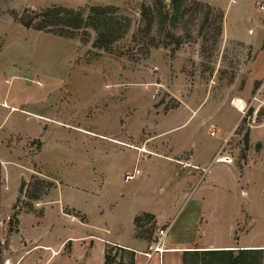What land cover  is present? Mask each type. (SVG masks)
I'll list each match as a JSON object with an SVG mask.
<instances>
[{
	"label": "rangeland",
	"instance_id": "1",
	"mask_svg": "<svg viewBox=\"0 0 264 264\" xmlns=\"http://www.w3.org/2000/svg\"><path fill=\"white\" fill-rule=\"evenodd\" d=\"M144 2L156 7L147 33L143 31L145 20L141 15ZM171 2L0 0V99L6 95L11 105L21 102L27 108H35L63 122L50 126L52 138L40 153V161L63 186L69 202L86 205V198L70 193L69 186L90 189L98 184L104 167L113 171V181L121 185L122 168L133 166L130 149L125 148L127 152L121 157L116 153L119 147L104 140L102 135L120 131L122 125L124 130L127 125L136 128L139 123L135 119L146 115L181 114L186 105L201 101L207 100L206 108L212 107L214 100L233 102L246 87V65L254 51L232 40V35L227 36L224 10L211 5L210 9L198 0H187L181 4L184 13L177 21L164 22L160 12L171 15ZM221 2L228 4V0ZM240 3L241 0L235 1L234 8ZM54 5L80 10L85 16L92 6H115L116 16L124 24V34L109 48H100L94 45L97 32L92 27L76 31L73 37H63L27 28L19 20L32 11ZM220 13H224L223 19ZM230 13L233 12L230 10ZM257 88L258 84L254 93ZM256 107L254 104L244 116L240 112V121L236 123L230 142L236 148L240 165H250V171L244 172L246 178L241 189L236 188L235 213H239L236 232L251 233L253 242L264 243V145L258 143L252 151L257 153L250 158L251 146L246 137L251 124H255L249 115H264V106L255 113ZM1 111L7 114L8 109L0 106ZM18 115L10 116L5 122L3 131L9 137L20 132L19 124L24 125ZM39 147L40 143L29 151L34 152ZM103 149H107L111 158L105 160L104 166L103 161L94 165L98 152ZM84 150H89V155L78 154ZM84 157H89L91 163L84 162ZM259 161L263 163L261 167L257 165ZM21 171L20 165L14 162L1 168L0 176H8L11 192L17 190ZM54 185L46 178L33 175L24 181V191L12 204L0 196V264L20 263L19 215L30 210L41 214L42 206L35 207ZM110 204L116 213L118 206L114 202L107 205ZM144 220H148L144 229L146 235L156 236L159 228L148 223L149 218L144 217ZM46 222L54 224L51 230L55 235L63 221L52 210ZM58 232L62 236L66 230ZM106 257L105 264H134V253L118 245H110ZM75 258L81 259L80 256ZM188 262L195 264V259L190 258Z\"/></svg>",
	"mask_w": 264,
	"mask_h": 264
},
{
	"label": "crops",
	"instance_id": "2",
	"mask_svg": "<svg viewBox=\"0 0 264 264\" xmlns=\"http://www.w3.org/2000/svg\"><path fill=\"white\" fill-rule=\"evenodd\" d=\"M198 1L224 10L227 36L232 35V40L254 51L246 65L247 85L234 98L247 106L255 94L256 84L264 92V11L260 9L264 0H241L235 8L233 4L237 0H228L227 6L222 0ZM206 101L186 105L177 115L154 113L139 117L135 119L139 123L136 128L127 125L124 130L122 125L120 131L102 135L104 140L119 147L116 153L121 157L127 152L125 148H129L134 163L130 168H122L121 185L113 181V171L104 167L98 184L90 189L69 186L70 193L86 198V205H80L68 201L63 186L40 161V153L52 138L50 126L63 122L35 108H27L21 102L11 105L6 95L0 99V106L8 109L7 114L0 112V171L10 162L17 163L22 170L17 190L13 192L8 176H0L2 200L12 204L24 191V181L33 175L55 184L35 207L42 206L41 214L30 210L19 215L18 235L22 240L18 246L22 253L19 264H105L110 245L133 252L134 264H184L188 251L264 250V243L253 242L251 233L236 232L239 216L235 213L236 188L241 189L245 173L250 171V165L242 166L237 161L236 148L231 144L236 123L240 121V108L230 100H214L213 106L206 108ZM14 114H19L24 125L19 124L20 132L12 138L3 129ZM249 116L255 119L246 134L252 158L257 153L256 150L252 153L254 147L258 143L264 145V115ZM213 126L216 127L214 135L211 134ZM39 143L38 149L29 151ZM106 150L98 152L94 165L103 161L104 166L105 160L111 158ZM81 152L83 156L89 155V150L78 154ZM83 160L91 163L89 157ZM257 165L261 167L263 163L259 161ZM135 167L141 169V175L126 181V171ZM112 202L118 206L116 213L112 204L107 205ZM52 210L63 221L55 235L51 230L54 224L46 222ZM146 214L152 215L148 223L157 229L172 223L163 252L154 250L157 232L151 237L144 231ZM137 217L142 218L139 226ZM63 229L66 232L59 236L58 230Z\"/></svg>",
	"mask_w": 264,
	"mask_h": 264
},
{
	"label": "trees",
	"instance_id": "3",
	"mask_svg": "<svg viewBox=\"0 0 264 264\" xmlns=\"http://www.w3.org/2000/svg\"><path fill=\"white\" fill-rule=\"evenodd\" d=\"M187 0H172L173 13L160 12L162 20L177 21L180 14L182 2ZM201 5L200 2L194 1ZM206 6L210 9L209 4ZM117 7L115 6H92L90 12L85 16L80 10L66 8L63 6H48L38 12L32 11L20 17V22L27 28L44 30L63 37H73L75 32L92 27L97 32L94 45L100 48H109L113 42L123 36V21L116 16ZM155 5L146 2L142 4L141 15L145 20L143 31H150L155 15ZM223 19L224 13H220ZM41 183V182H38ZM37 197V196H36ZM35 198V197H34ZM145 217L152 219V215L146 214ZM142 218H136V224L140 225ZM195 259V264H262L264 259L263 249H239V250H209V251H188L184 255V264H188L189 259Z\"/></svg>",
	"mask_w": 264,
	"mask_h": 264
},
{
	"label": "built area",
	"instance_id": "4",
	"mask_svg": "<svg viewBox=\"0 0 264 264\" xmlns=\"http://www.w3.org/2000/svg\"><path fill=\"white\" fill-rule=\"evenodd\" d=\"M260 9L264 11V4L260 5ZM236 99H233V103L236 105ZM254 104H257L258 108L255 110V113H257L258 109L264 106V92L263 88L260 87L256 91V93L253 95L252 99L250 100V103L246 106H244L243 109H240L243 115L247 114L249 111L250 107L253 106ZM255 121V119H253ZM216 133V127H212V132L211 134L214 135ZM142 173L141 169L139 167H135L132 170L126 171L124 178L126 181L133 180L134 178L140 176ZM172 227V223H169L167 225L162 226L161 228L158 229L157 234V241H156V246L154 247L155 251L158 252H163V246L165 244V239L167 238L170 229Z\"/></svg>",
	"mask_w": 264,
	"mask_h": 264
},
{
	"label": "bare ground",
	"instance_id": "5",
	"mask_svg": "<svg viewBox=\"0 0 264 264\" xmlns=\"http://www.w3.org/2000/svg\"><path fill=\"white\" fill-rule=\"evenodd\" d=\"M236 106H238L240 109L244 108V102L240 99H237L236 101Z\"/></svg>",
	"mask_w": 264,
	"mask_h": 264
}]
</instances>
